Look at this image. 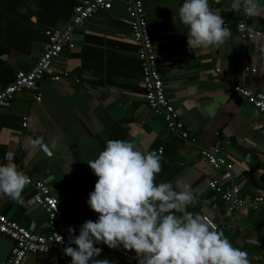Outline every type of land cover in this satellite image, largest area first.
Listing matches in <instances>:
<instances>
[{
    "label": "crops",
    "instance_id": "1",
    "mask_svg": "<svg viewBox=\"0 0 264 264\" xmlns=\"http://www.w3.org/2000/svg\"><path fill=\"white\" fill-rule=\"evenodd\" d=\"M82 1L0 0V88L16 71L33 65L45 42L42 32L63 28ZM140 2L164 91L186 129L187 142L169 134L147 111L136 47L118 22L122 0H115L110 11L97 13L75 29L74 49L63 50L52 62V73L67 71V78L51 82L46 75L36 90L16 94L0 108V164L7 163L8 154L31 181L49 187L62 209L69 240L70 227L76 236L85 221L98 218L87 205L97 180L87 162L98 156L107 139L132 142L145 153L160 150L162 170L156 183L172 182L177 190L188 184L196 203L187 211L210 219L235 247L248 253L250 264H264L263 215L251 210L248 202L228 214L219 196L207 189L220 170L210 168L200 156L201 150L217 148V155L231 164V179L221 188L233 184L248 200L263 190L264 115L232 94L231 87L240 82L264 93V12L250 18L262 38L244 43L234 34L239 12L231 8L232 0H209L231 36L219 47L190 51L187 28L178 19L183 0ZM259 4L264 8V0ZM246 55L255 67L252 74L242 67ZM35 94L40 95L39 102L33 99ZM36 138L48 151L31 147L30 140ZM31 194L26 186L23 205L0 195V212L30 232L45 235V216ZM10 245L0 235V261L7 258ZM95 246L102 249L95 259L125 264L119 248ZM22 264L60 263L46 252L28 254Z\"/></svg>",
    "mask_w": 264,
    "mask_h": 264
},
{
    "label": "clouds",
    "instance_id": "2",
    "mask_svg": "<svg viewBox=\"0 0 264 264\" xmlns=\"http://www.w3.org/2000/svg\"><path fill=\"white\" fill-rule=\"evenodd\" d=\"M231 8L248 17L264 12L259 0H232ZM178 19L187 28L190 51L219 47L231 36L209 0H183ZM30 145L48 151L40 138L30 140ZM4 159L0 195L23 205L22 193L31 178L18 170L8 154ZM87 164L97 177L87 205L98 218L85 221L79 235L73 236L75 229H68V246L63 251L71 257V264H114L95 259L102 251L95 246L100 243L134 251L138 264H250L248 253L235 247L210 219L187 211L196 203L188 184L177 190L172 182L156 183L162 170L157 151L145 153L132 142L107 139L104 149ZM59 237L56 241L62 242Z\"/></svg>",
    "mask_w": 264,
    "mask_h": 264
},
{
    "label": "built area",
    "instance_id": "3",
    "mask_svg": "<svg viewBox=\"0 0 264 264\" xmlns=\"http://www.w3.org/2000/svg\"><path fill=\"white\" fill-rule=\"evenodd\" d=\"M114 1L84 0L73 7L71 16L63 28L44 30L42 34L45 42L33 65L27 70L16 71L12 81L0 88V108L8 106L16 94L36 90L38 83L46 75L51 82H58L67 78L69 76L67 71H61L58 74L52 73V62L58 58L63 50L71 51L74 49L72 34L75 29L84 25L88 19L97 13L110 11ZM122 3L123 15L118 18V22L127 28L130 39L136 47V57L141 69L140 84L143 89L145 107L152 116L161 120L169 134L187 142L186 129L163 88L154 54L153 36L144 18L142 4L140 0H122ZM250 18L243 11L239 12V18L233 28L235 36L244 43L262 38L261 31L253 26ZM242 67L245 72L250 74L255 72V67L247 55L242 59ZM215 72L218 73L219 71L215 69ZM231 93L255 112L264 115V93L255 92L240 82L232 84ZM33 99L39 102L40 95L35 94ZM24 120L25 118H23ZM22 127H25L24 122ZM160 153L159 150L158 154ZM217 153V148L200 151V156L206 165L213 170H220L216 179L207 182V189L219 196L228 214L243 208L248 202L251 210L260 212L264 217V181L263 190L254 195L251 200L241 197L238 187L233 184L221 188L220 184L231 179L232 166L219 157ZM28 186L31 187L32 191V203L40 208L45 216L46 234L32 233L10 221L0 212V235L7 238L11 243L7 258L0 261V264H22L26 255H38L46 252L53 253L60 264H71V257L66 256L63 251L68 246V239L66 238L62 209L57 197L42 181H31ZM58 235L63 238L62 242L56 241L60 239ZM71 246L73 247V245ZM119 253L125 264H138L134 251H127L120 247Z\"/></svg>",
    "mask_w": 264,
    "mask_h": 264
}]
</instances>
